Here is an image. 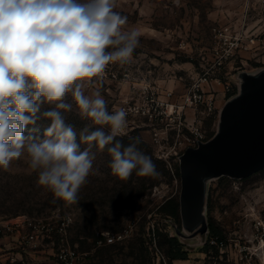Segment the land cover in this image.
Listing matches in <instances>:
<instances>
[{
  "label": "rangeland",
  "instance_id": "rangeland-1",
  "mask_svg": "<svg viewBox=\"0 0 264 264\" xmlns=\"http://www.w3.org/2000/svg\"><path fill=\"white\" fill-rule=\"evenodd\" d=\"M245 2L116 0L114 10L128 18L126 28L139 30L140 43L128 63L108 64L102 78L94 77L86 85L85 94L99 91L109 112L126 110L127 135L117 139L127 146L131 138L139 137L137 148L152 158L159 175L142 177L134 170L121 181L111 174L107 147L103 151L93 147L92 171L77 203L69 204L37 183L38 174L30 169L25 150L7 170L0 169V221L42 220L52 229L48 237L40 238L38 252L47 261L64 242L83 256V264H164L163 257L168 264H264V168L244 178H208L190 165L181 197L180 163L169 167L165 159L178 139L179 122L172 106L188 89L196 86L214 94L211 109L207 103L192 106L183 118L201 128L207 143L221 131L225 97L238 92L237 74L246 64L258 67L264 61L263 39L248 38L240 42L241 54L236 51L219 65L236 33L255 32L262 25L260 9L248 11ZM224 85L230 86L228 92ZM67 100L72 102L71 94ZM49 108L45 105L42 111ZM64 115L79 141L80 131L91 122L81 119L75 106ZM50 123L42 118L26 127V142L42 141ZM180 135L184 142L183 135L190 134L184 130ZM86 147L81 144L82 150ZM173 201L179 203L178 220L169 216ZM210 225L222 231L223 244L211 237ZM171 237L187 251L186 260H170ZM208 244L219 246L218 253L214 248L206 251ZM14 252L28 255L22 248Z\"/></svg>",
  "mask_w": 264,
  "mask_h": 264
},
{
  "label": "clouds",
  "instance_id": "clouds-1",
  "mask_svg": "<svg viewBox=\"0 0 264 264\" xmlns=\"http://www.w3.org/2000/svg\"><path fill=\"white\" fill-rule=\"evenodd\" d=\"M115 8L116 0H0V169L26 150L37 183L69 204L77 203L92 171L93 147H107L111 174L121 181L134 170L142 177L159 175L152 158L137 148L139 137L127 146L117 139L127 135L126 110L109 112L99 91L85 94L108 64L128 63L139 46V30L126 28L128 18ZM45 105L50 108L42 111ZM74 106L91 122L79 141L65 122ZM42 118L51 121L45 138L26 142V127Z\"/></svg>",
  "mask_w": 264,
  "mask_h": 264
},
{
  "label": "water",
  "instance_id": "water-1",
  "mask_svg": "<svg viewBox=\"0 0 264 264\" xmlns=\"http://www.w3.org/2000/svg\"><path fill=\"white\" fill-rule=\"evenodd\" d=\"M244 81L240 96L222 111L220 133L180 158L181 197L190 165L208 178H244L264 168V75Z\"/></svg>",
  "mask_w": 264,
  "mask_h": 264
},
{
  "label": "built area",
  "instance_id": "built-area-1",
  "mask_svg": "<svg viewBox=\"0 0 264 264\" xmlns=\"http://www.w3.org/2000/svg\"><path fill=\"white\" fill-rule=\"evenodd\" d=\"M246 8L248 11H255L260 9V14L262 15L259 19V22L262 25L255 31L248 33L238 32L235 34L234 42L228 45V48L219 59V65H222V61L228 59L235 55L236 51H239L238 54H241L243 46L240 44L244 39L255 38L263 39L264 41V0H246ZM264 44V42H263ZM220 85H222L219 82ZM214 89V87H212ZM226 92L230 90L229 85H224ZM208 94V96H206ZM173 95L168 94V98H171ZM214 94L212 91H204L200 87L193 86L188 89L182 99L178 102L177 105H173L175 120L179 122V129L177 140L172 146L171 150L165 156L166 163L169 167H173V163L179 164L180 158L189 148H198L200 144L206 143L205 133L199 128L196 127L193 123L183 122L185 111L192 106H198L202 104H208V108L211 109V105L214 102ZM184 130L189 132V136L184 137V142L180 139V133ZM159 134H156V141L159 142ZM172 157V158H170ZM52 229H49L42 220L40 219H26L20 224H12L9 221H0V239H5L12 236L15 233H19L21 236V242L19 249L22 248L23 251H28V255H22L17 253L12 255V251L0 246V261L1 264H83V256H81L76 250L72 249L67 243H62L56 255L49 261L42 263L35 260L31 257L33 253H39V249L42 247L40 238L48 237ZM60 232L65 234L64 226L60 229ZM120 239V237H119ZM163 263L168 264L166 259L163 257Z\"/></svg>",
  "mask_w": 264,
  "mask_h": 264
},
{
  "label": "crops",
  "instance_id": "crops-1",
  "mask_svg": "<svg viewBox=\"0 0 264 264\" xmlns=\"http://www.w3.org/2000/svg\"><path fill=\"white\" fill-rule=\"evenodd\" d=\"M244 1L245 0H236V5L240 4L239 2L243 3ZM244 63L246 64L247 62H244ZM244 66H246L245 70H243L242 72H239V74H237L239 83H237V87H235V88L238 89V92L236 91L237 94H235L236 92L234 90L233 95H227V97H225L224 102L226 103V105L229 102H231L233 99H235L236 97L240 96L241 91H242V87L245 84L244 77L246 78V76H251V77L259 78L262 75H264V61L262 63H260V66H258V67H252V66L248 67V64H246ZM226 105H225V107H226ZM20 222H23V221H20ZM18 224H20V223H18ZM20 242H21L20 234L15 233L10 237L5 238L4 240L0 239V246L3 245L4 247H6L10 251H12V253H11L12 255H15L17 252H14V251L19 249ZM42 242L43 241L41 239V243ZM17 255H19V253H17ZM31 257L37 261L42 262V263H45L47 261V259L42 257L40 253H33V254H31ZM0 263H1V261H0Z\"/></svg>",
  "mask_w": 264,
  "mask_h": 264
},
{
  "label": "trees",
  "instance_id": "trees-1",
  "mask_svg": "<svg viewBox=\"0 0 264 264\" xmlns=\"http://www.w3.org/2000/svg\"><path fill=\"white\" fill-rule=\"evenodd\" d=\"M169 216L174 218L175 220H178L180 217V211H179V203L173 201L171 203V211L169 213ZM209 231L211 234V237H214L218 240L219 244H223L222 241L223 239V234L222 231L216 228L214 225H210ZM168 244H169V258L171 261L175 260H186L188 258V253L185 251L182 247V244L180 243L179 239L176 237H171L168 239ZM210 248H214L216 253H218V248L219 246H211L207 245L205 248L206 251H209Z\"/></svg>",
  "mask_w": 264,
  "mask_h": 264
}]
</instances>
